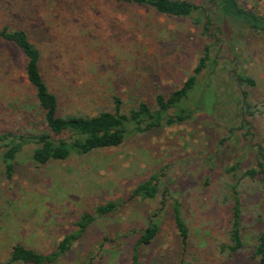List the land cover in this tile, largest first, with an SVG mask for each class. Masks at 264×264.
<instances>
[{"label":"rangeland","instance_id":"1","mask_svg":"<svg viewBox=\"0 0 264 264\" xmlns=\"http://www.w3.org/2000/svg\"><path fill=\"white\" fill-rule=\"evenodd\" d=\"M239 2L264 15V0ZM3 27L24 29L41 50L43 75L59 97L61 115L111 111V95L122 99L126 112L140 102L155 108L156 96L181 88L213 43L192 18L115 0H0ZM236 45L223 52L211 46L201 91L191 99L192 109L201 106L194 119L131 132L120 147L45 165L31 159L34 145H28L12 176L0 159V261L16 243L53 251L82 213L114 203L115 212L99 218L59 264H131L137 234L164 199L160 232L140 251L143 264H259L253 254L264 230V183L244 177L255 156L251 136L238 126L245 90L254 111L252 139L264 145V37L249 34ZM234 69L254 78L255 86L241 88ZM42 118L24 58L0 43V134L36 133L44 129ZM154 175L157 197H133ZM234 196L243 247L231 254ZM176 201L189 227L185 251L173 221Z\"/></svg>","mask_w":264,"mask_h":264},{"label":"trees","instance_id":"2","mask_svg":"<svg viewBox=\"0 0 264 264\" xmlns=\"http://www.w3.org/2000/svg\"><path fill=\"white\" fill-rule=\"evenodd\" d=\"M115 1L120 4L150 8L168 17L192 18L213 43L205 45L193 74L181 88H176L166 95L156 96L155 108L150 107L146 102H140L126 112L123 110L122 99L111 95L113 105L111 111H101L95 115H61L59 97L52 92L43 75L41 50L31 41L24 29L3 27L0 30V43L10 46L24 58V72L27 81L34 89L36 103L42 111L44 127L33 134H27L22 130H9L0 134V149H2L0 159L9 176L13 175L18 160L26 152L25 147L28 145H34L30 153L31 159L36 164L45 165L50 162L65 161L74 154L87 155L96 150L120 147L131 132L145 133L154 128L170 127L194 119L200 112L201 106L192 109L191 99L193 94L201 91L199 78L211 63V46L223 52L226 47L231 46V49H235L236 43L249 34L264 37V15L243 7L239 0H205L201 4L187 0ZM233 72L241 88L255 86L254 78L236 69ZM208 93L203 97L206 105L210 103ZM240 97L242 110L238 129H243L246 137L251 136V148L255 156L254 167L247 169L244 177L259 178L264 183V145L252 139L254 134L251 118L254 116V111L248 92L242 90ZM235 170L236 167L233 166L228 171ZM158 193V176L154 175L136 187L133 197L155 199ZM165 207L166 201L163 199L158 211L149 217L147 227L137 234L133 243L131 264H143L140 251L142 247L150 245L157 238L160 232V214ZM115 209L116 204L108 203L97 206L93 213H82L75 221V230L66 235L49 253H41L24 244L16 243L11 247L8 259L5 262L0 261V264H59L99 218L115 212ZM232 212L229 250L231 254H235L243 247L240 227L241 206L236 196H234ZM173 221L182 249L185 251L189 244V227L178 201L173 204ZM253 255L259 264H264V230L257 237ZM166 261L163 259L160 263L166 264ZM181 264H185V261L182 260Z\"/></svg>","mask_w":264,"mask_h":264}]
</instances>
